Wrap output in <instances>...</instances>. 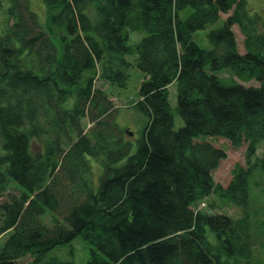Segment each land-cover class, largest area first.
Wrapping results in <instances>:
<instances>
[{
  "label": "trees",
  "instance_id": "obj_1",
  "mask_svg": "<svg viewBox=\"0 0 264 264\" xmlns=\"http://www.w3.org/2000/svg\"><path fill=\"white\" fill-rule=\"evenodd\" d=\"M9 2L0 29V264H73L50 254L77 238L87 264H258L264 221L252 220L249 179L264 176V22L247 1L43 0L44 25L29 0ZM221 15L209 49L200 48L193 34ZM130 68L143 76L134 152L96 86L125 88ZM212 138L246 149V166L225 188L212 177L225 159ZM210 196L241 216L197 210Z\"/></svg>",
  "mask_w": 264,
  "mask_h": 264
},
{
  "label": "rangeland",
  "instance_id": "obj_2",
  "mask_svg": "<svg viewBox=\"0 0 264 264\" xmlns=\"http://www.w3.org/2000/svg\"><path fill=\"white\" fill-rule=\"evenodd\" d=\"M249 13L257 14L264 22V0H246ZM31 10L38 16L39 21L44 25L46 22V7L43 0H29ZM10 5L9 0H1L0 8V29L5 25L6 21V10ZM189 9L184 11L181 15L182 19H185L189 14ZM228 15H221L219 22L214 26H209L204 31H197L193 34V41L203 49H209V45L206 40V34L209 30L217 29L222 26L224 20ZM233 31L236 36L238 50L243 53L242 41L243 37L240 34L237 27H233ZM144 34H131L130 43L134 44L142 38ZM130 61L132 59H129ZM129 80L125 88L111 87L99 81L96 82L98 88L103 89L110 97L113 108H115L116 123L119 128L123 130V136L132 144V152L136 148L137 141L141 137L142 128L145 123V118L141 116L137 111L132 108V104L137 99V92L140 86L143 76L135 68L129 70ZM228 73L223 72L220 77L228 78ZM238 83L246 87H259L260 84L251 81L248 83H242L235 79ZM169 103L172 108L174 117L175 129H179L183 123L180 117L175 111L176 107V87L175 84L169 87ZM84 132L88 130L89 124L84 121L82 123ZM208 142L215 148L221 149L225 152V159L219 163L218 168L213 172L212 177L215 184L225 188L231 180L232 171L236 166L245 167L246 158L245 147L235 149L231 144L222 138H212ZM263 146H261L257 152V156L261 155ZM93 171L95 174L100 172V164L96 161L92 162ZM95 181L96 178L94 177ZM249 190H250V213L253 221H257L258 224L264 221V176L259 170H255L249 179ZM197 210L203 213L209 214H226L233 219H237L241 216L240 209L233 206L226 205L219 201L216 197L210 196L198 205ZM260 231V230H259ZM257 232V234L259 233ZM8 236L0 238V246L5 242ZM258 242L264 243L263 237H258ZM258 264H264V250L257 244L253 252ZM50 255L56 256L61 261L72 262L73 264H87L88 259V248L82 242L80 238L73 240L69 245L56 248L51 252ZM30 261L29 258L19 261L17 264H27ZM237 264H245L243 261H238Z\"/></svg>",
  "mask_w": 264,
  "mask_h": 264
}]
</instances>
